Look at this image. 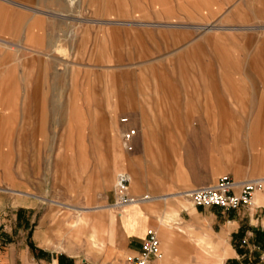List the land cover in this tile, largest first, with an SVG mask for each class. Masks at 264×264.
<instances>
[{
  "label": "crops",
  "instance_id": "1",
  "mask_svg": "<svg viewBox=\"0 0 264 264\" xmlns=\"http://www.w3.org/2000/svg\"><path fill=\"white\" fill-rule=\"evenodd\" d=\"M253 2L264 18V0H236L197 30L218 28L224 14ZM26 10L34 9L0 0V264H127L149 228L161 245L152 264H201V248L188 235L197 241L206 231L215 249L207 264H264V185L251 208L230 211L198 207L182 193L225 174L264 179V80L254 87L245 78L219 80V73H264V48L241 44L234 60L225 53L226 66L218 51L221 63L200 66L217 75L202 82L194 106L186 82L164 80L149 89L125 83L123 70L115 82L106 73L105 81L93 83L91 74L77 79L66 57L53 53L54 42L32 39L35 18ZM48 31L37 35L49 37ZM202 40L209 36H196L179 51L198 52ZM254 96L259 102L252 109ZM237 109L256 116L245 124L244 156L234 140L220 143L221 128L230 129L228 116ZM130 128L137 129L131 150L124 141ZM121 171L131 175L132 194L151 199L113 207Z\"/></svg>",
  "mask_w": 264,
  "mask_h": 264
},
{
  "label": "rangeland",
  "instance_id": "2",
  "mask_svg": "<svg viewBox=\"0 0 264 264\" xmlns=\"http://www.w3.org/2000/svg\"><path fill=\"white\" fill-rule=\"evenodd\" d=\"M17 1L34 9L22 11L29 19L35 18L29 30L32 39L49 38L54 42L53 53L59 59L66 57L64 61L70 63L66 66L76 71L77 79L91 74L93 83L99 82L105 79L106 73L108 82H115L116 73L123 70L125 83L132 85L142 82L149 89L164 80L176 84L186 82L193 105L198 104L202 82H210L217 75L201 72L200 66L218 65V51L223 54L221 61L226 66L228 58H225V53H232L231 61L234 60V54L240 52L241 44L246 43V47L250 48L257 44L258 48H264V18L256 13L254 2L242 6L235 15L224 14L222 23L217 21L219 27L206 32L197 30V26L219 18L236 0H84L82 5L78 0L73 7L63 0ZM18 13L12 9V16H18ZM45 18H51L52 23L46 24ZM43 29H49V37L37 35ZM71 29H74L75 35L69 34ZM204 33L209 40L201 41L203 45L198 52L189 50L182 54L179 51L182 43ZM60 66L65 67L63 63ZM228 75L241 83L245 78L247 86L252 80L255 83L252 87L259 86V82L264 80L263 72L219 73V80H230ZM258 102L257 97H252V109L256 108ZM97 114L103 116L101 112ZM245 115L240 109L235 110V115L228 116L230 129L221 128L220 131L221 146L234 140L236 146L241 148L240 156L245 155V124L250 120L253 123L256 119V116ZM222 123L227 124L228 121L221 120ZM257 155L252 153L253 159H257ZM209 236L211 233L207 231L198 234L196 241L194 233L188 235V240H194L201 248L204 255L200 258L201 264H207V259L215 256ZM222 244L219 242V246Z\"/></svg>",
  "mask_w": 264,
  "mask_h": 264
},
{
  "label": "built area",
  "instance_id": "3",
  "mask_svg": "<svg viewBox=\"0 0 264 264\" xmlns=\"http://www.w3.org/2000/svg\"><path fill=\"white\" fill-rule=\"evenodd\" d=\"M123 121H128L127 117ZM137 133L136 128H130L124 133L126 147L131 150V140ZM131 175L126 171L117 174L114 184L115 201L113 207L123 209L126 206L151 199L148 194L134 195L130 190ZM263 186L262 179L251 178L236 180L232 176L222 175L214 184L203 185L186 190L183 193L198 207H220L223 210H238L254 205L255 193ZM161 256V245L157 231L149 228L138 253L127 259V264H152L154 258Z\"/></svg>",
  "mask_w": 264,
  "mask_h": 264
},
{
  "label": "bare ground",
  "instance_id": "4",
  "mask_svg": "<svg viewBox=\"0 0 264 264\" xmlns=\"http://www.w3.org/2000/svg\"><path fill=\"white\" fill-rule=\"evenodd\" d=\"M67 1L70 3V5H73L74 6L78 0H67ZM259 179H262L263 185H264V179L263 178H259ZM258 191L259 190H257V192ZM257 192L255 193V197H256Z\"/></svg>",
  "mask_w": 264,
  "mask_h": 264
}]
</instances>
